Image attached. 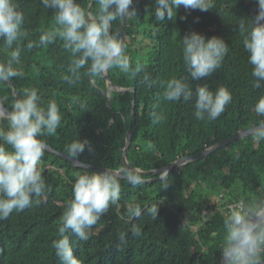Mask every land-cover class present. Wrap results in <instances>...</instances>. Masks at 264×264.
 Returning a JSON list of instances; mask_svg holds the SVG:
<instances>
[{"label":"trees","instance_id":"1","mask_svg":"<svg viewBox=\"0 0 264 264\" xmlns=\"http://www.w3.org/2000/svg\"><path fill=\"white\" fill-rule=\"evenodd\" d=\"M16 2L24 15L22 29L27 36L11 49L0 41V63L10 59L17 44L21 49L19 64L13 67L22 75L7 82L17 90L18 99L24 98L25 90L35 88L41 106L46 108L49 101L57 103L60 125L54 134L39 138L68 156L67 148L73 141L88 139L92 150L86 147L76 158L83 164L149 180L153 177L125 170L123 150L129 128L132 134L127 163L133 169L151 172L203 152L264 120L254 111L264 89L252 86V66L243 44L244 33L239 30L242 21L256 16V0H213L209 11L181 6L172 20L165 16L164 21L155 17V0H132L130 9L134 8L136 15L125 18V54L130 57L137 44L139 51H149L138 62L132 58L127 73L116 68L108 70L118 88L134 91L123 94L112 90L111 111L105 96L106 83L100 75L89 72L90 61L79 70L80 77L74 84L65 80L70 75L73 54L64 47L62 38L57 37L46 46L27 47L29 42L38 43L43 32L55 27L54 10L45 8L41 0ZM77 2L86 14L95 16L99 12V0ZM121 24L122 19L117 18L110 26L120 38ZM191 32L206 38L221 37L229 46L221 66L212 75L200 81L190 77L188 80L193 90L198 84H207L213 91L221 86L229 89L232 101L216 120L196 119L194 99H162V81L188 77L183 37ZM137 64L143 65L139 73L134 71ZM145 75L154 82L151 87L144 83ZM0 97L5 109L12 111L14 91L1 81ZM154 111L164 112L166 119L154 122ZM9 126L8 119L0 118V128ZM39 169L46 185L42 194L34 196L24 211L14 210L7 219L0 220V264H61L52 241L59 238L58 226L66 203L72 199L73 174L86 170L47 151ZM119 183L118 205H110L88 230L90 238L83 241L70 234L74 255L81 264H220L225 238L223 222L230 214L229 206L264 198V140L256 142L251 135L188 163L169 173L166 188L162 181L133 184L119 179ZM208 186L210 191L206 190ZM134 203L142 209L159 207L157 218L142 211L139 219L130 220L127 208ZM132 224L140 226L141 235L132 234ZM120 233L126 234L124 241L119 239Z\"/></svg>","mask_w":264,"mask_h":264},{"label":"clouds","instance_id":"2","mask_svg":"<svg viewBox=\"0 0 264 264\" xmlns=\"http://www.w3.org/2000/svg\"><path fill=\"white\" fill-rule=\"evenodd\" d=\"M45 8L54 10L55 27L43 32L38 43L29 42L27 47H39L51 44L57 37L64 41V47L71 49L73 59L69 66V76L65 80L74 84L80 77V69L89 61V72L103 75L109 69H119L127 73L131 70V58L125 54V45L118 33L110 32L111 22L135 16L136 10L130 9L132 0H99V12L93 16L79 5L77 0H41ZM258 12L254 18L241 22L239 30L244 33V48L248 53V62L252 66L254 78L252 86L264 89V0H256ZM183 6L186 10L199 9L209 11L213 0H155V17L164 21L176 16ZM183 18V17H182ZM23 12L16 0H0V41L3 47L11 49L14 43L27 36L22 29ZM229 46L218 36L206 38L196 32L183 37V60L188 69V77H172L162 81V99L166 102H184L195 100V118L198 120H216L232 101V94L226 86L211 90L207 84H198L195 89L188 82L200 81L218 69ZM21 49L11 51L10 59L0 63V81H8L22 73L14 68L19 64ZM143 65L137 64L139 73ZM144 83L149 87L154 83L144 76ZM257 116L264 117V96L254 106ZM154 122L166 119L164 112H153ZM0 118L10 122L7 129L0 128V220L7 219L12 212L24 211L45 189V181L39 169L46 143L39 137L52 135L61 123V114L55 101H49L46 108L41 106L38 90H25L24 98L18 99L12 111L5 113L0 107ZM256 142L264 140V120L250 129ZM4 145L10 146L11 151ZM92 150L88 139H77L67 148L69 156L79 157L85 148ZM72 199L66 203L65 211L58 226L59 238L52 241L55 255L61 264H81L74 255L70 234L87 241L91 229L104 215L110 205H118L121 185L118 174L109 170L90 174L89 171L73 174ZM168 177L167 170L162 171L160 180L164 188ZM133 184L142 183L138 177H131ZM142 211L155 218L159 207L152 205L144 209L139 204L127 208L130 220L141 217ZM225 238L220 264H264V198L249 203L236 205L224 219ZM134 236L141 235V228L132 224ZM126 234L120 233L124 241Z\"/></svg>","mask_w":264,"mask_h":264},{"label":"water","instance_id":"3","mask_svg":"<svg viewBox=\"0 0 264 264\" xmlns=\"http://www.w3.org/2000/svg\"><path fill=\"white\" fill-rule=\"evenodd\" d=\"M121 30H122V38L121 39H122L124 45H126L125 18L122 19ZM110 32H112V27L110 29ZM100 78L106 83V86H107V92L105 93V96H106V100H107V106H108V109L110 111H111V92H112V90H114L115 92L123 93V94H126L127 92H130V91L134 92L132 89L118 88L113 83L111 78L109 77L108 71L105 72V75L104 74L100 75ZM1 82L6 83V85H8L9 87H11L13 89L14 96H15V99L17 101L18 100V93H17V90L15 89V87L11 83H9L7 81H1ZM0 107L3 108L5 113L8 112L5 109V107L3 106L1 97H0ZM131 134H132V130H131V128H129L127 130V132H126L125 148L123 150V162L126 165L125 170H127L129 172L136 173L138 175H145V176H148V177H153V179H149V180H141V179H139L140 181H144V182L161 181L160 180V174L162 173V171L167 170L168 175H169L170 172L178 171L181 167H183L184 165H186L188 163H192V162H196V161L202 160V159L208 157L213 152H215V151H217L219 149L225 148V147L229 146L230 144H233L234 142H236L238 140H241V139H243L245 137L251 136L250 129L246 130V131H242V132H237L233 136H231L230 138H227V139H225V140L213 145L212 147H210V148L204 150L203 152H200V153H198V154H196L194 156L178 159L177 161L169 164L167 167L159 169V170H156V171L141 172L139 170L131 168L128 165L127 160H126V153H127L128 148H129V145H130ZM45 151L50 152V153L62 158L63 160L70 162L76 168H82V169H85V170L92 171L94 173H98V172H101L103 170H108V169H104V168H97V167H94V166L83 164L80 161H78L76 158H72V157H70L68 155H65V154L53 149L52 147L48 146L47 144H46ZM109 171H111V170H109ZM111 172H114V173L118 174L119 179L128 180V181L131 182V176H128V175L124 174V172H122V171H111Z\"/></svg>","mask_w":264,"mask_h":264},{"label":"rangeland","instance_id":"4","mask_svg":"<svg viewBox=\"0 0 264 264\" xmlns=\"http://www.w3.org/2000/svg\"><path fill=\"white\" fill-rule=\"evenodd\" d=\"M144 45L148 46V42L145 41V42H144ZM139 47H140L139 44L135 45L134 48H133L135 52H133V54L130 55V58H131V59H132V58H135V59H136V62H138L140 59H145L144 56H145V55L147 54V52L149 51L148 47H147L148 51H147V50H145L144 52L139 51V49H140ZM138 48H139V49H138ZM210 188H211V186H208V187H206V190H209ZM211 189H212V188H211ZM209 191H210V190H209ZM213 194H214V195L216 194L215 191H214ZM213 194H211V197H213Z\"/></svg>","mask_w":264,"mask_h":264},{"label":"built area","instance_id":"5","mask_svg":"<svg viewBox=\"0 0 264 264\" xmlns=\"http://www.w3.org/2000/svg\"><path fill=\"white\" fill-rule=\"evenodd\" d=\"M241 204V203H240ZM236 205H238V204H232L231 206H229V213L231 212V210L236 206Z\"/></svg>","mask_w":264,"mask_h":264},{"label":"bare ground","instance_id":"6","mask_svg":"<svg viewBox=\"0 0 264 264\" xmlns=\"http://www.w3.org/2000/svg\"><path fill=\"white\" fill-rule=\"evenodd\" d=\"M105 75V74H104Z\"/></svg>","mask_w":264,"mask_h":264}]
</instances>
